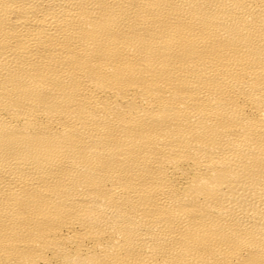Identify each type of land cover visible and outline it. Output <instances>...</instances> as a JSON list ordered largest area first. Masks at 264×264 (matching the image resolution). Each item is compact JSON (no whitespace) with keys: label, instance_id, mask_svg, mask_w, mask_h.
Wrapping results in <instances>:
<instances>
[{"label":"bare ground","instance_id":"6f19581e","mask_svg":"<svg viewBox=\"0 0 264 264\" xmlns=\"http://www.w3.org/2000/svg\"><path fill=\"white\" fill-rule=\"evenodd\" d=\"M0 264H264V0H0Z\"/></svg>","mask_w":264,"mask_h":264}]
</instances>
